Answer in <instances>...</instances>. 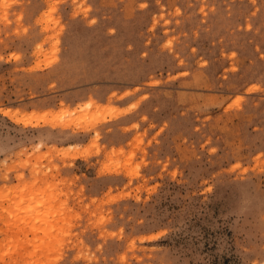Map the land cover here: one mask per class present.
<instances>
[{"label": "rangeland", "instance_id": "obj_1", "mask_svg": "<svg viewBox=\"0 0 264 264\" xmlns=\"http://www.w3.org/2000/svg\"><path fill=\"white\" fill-rule=\"evenodd\" d=\"M0 264H264V0H0Z\"/></svg>", "mask_w": 264, "mask_h": 264}, {"label": "clouds", "instance_id": "obj_2", "mask_svg": "<svg viewBox=\"0 0 264 264\" xmlns=\"http://www.w3.org/2000/svg\"><path fill=\"white\" fill-rule=\"evenodd\" d=\"M235 210H236L237 212H242V211H243V208L238 207V208H236Z\"/></svg>", "mask_w": 264, "mask_h": 264}, {"label": "bare ground", "instance_id": "obj_3", "mask_svg": "<svg viewBox=\"0 0 264 264\" xmlns=\"http://www.w3.org/2000/svg\"><path fill=\"white\" fill-rule=\"evenodd\" d=\"M124 111V110H123ZM69 125V123H67Z\"/></svg>", "mask_w": 264, "mask_h": 264}]
</instances>
